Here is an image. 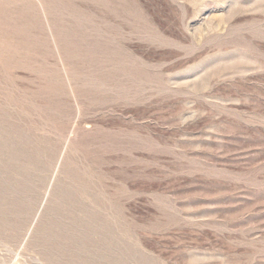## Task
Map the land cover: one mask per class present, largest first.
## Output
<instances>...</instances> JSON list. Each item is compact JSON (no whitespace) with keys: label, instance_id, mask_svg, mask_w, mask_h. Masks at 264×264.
<instances>
[{"label":"rangeland","instance_id":"374dc122","mask_svg":"<svg viewBox=\"0 0 264 264\" xmlns=\"http://www.w3.org/2000/svg\"><path fill=\"white\" fill-rule=\"evenodd\" d=\"M0 264H264V0H0Z\"/></svg>","mask_w":264,"mask_h":264},{"label":"bare ground","instance_id":"6f19581e","mask_svg":"<svg viewBox=\"0 0 264 264\" xmlns=\"http://www.w3.org/2000/svg\"><path fill=\"white\" fill-rule=\"evenodd\" d=\"M26 3H27V2H26ZM29 5H30V4H29ZM32 5H33V4H32ZM26 10H28V9H26ZM26 10H25V11H26ZM20 12H21V11H20ZM21 13H22V12H21ZM35 22H36V21H35Z\"/></svg>","mask_w":264,"mask_h":264}]
</instances>
